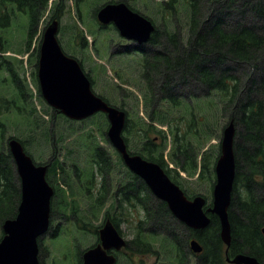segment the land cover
I'll list each match as a JSON object with an SVG mask.
<instances>
[{
  "label": "trees",
  "instance_id": "1",
  "mask_svg": "<svg viewBox=\"0 0 264 264\" xmlns=\"http://www.w3.org/2000/svg\"><path fill=\"white\" fill-rule=\"evenodd\" d=\"M49 1L51 0H0V12L6 2L17 3L19 11L27 17L28 50L33 38L39 33L40 22ZM121 1L139 13L135 7L129 5L130 0ZM79 3L77 0V5ZM176 4L177 0L160 4L161 10L158 13L162 15L163 21L170 22L172 18L165 16L166 11L176 16L179 12ZM184 4L187 6L189 22L186 36L176 31L172 32L168 23L161 25L155 17L144 15L154 24L155 31L148 44L127 49L128 54L137 52L142 55L143 71L140 81L143 85L144 109L149 124L161 123L170 126L173 137L170 158L181 170L193 175L198 168V151L191 140L201 139L202 136L201 130L198 129L196 112L198 107L210 106V103L206 102L208 98L214 95L221 98L219 108L229 119L227 126L233 121L236 127L234 144L236 179L229 209L232 242L228 253L229 256L248 254L264 264V236L261 232L264 227V0H184ZM62 5L64 0L56 2L51 21L60 18L59 8ZM98 10L99 8L94 10V16ZM8 19H0L1 28L7 27ZM83 41L87 42L84 38ZM146 46H149L148 50L145 49ZM32 56L33 54L30 58ZM38 58L39 47L36 68ZM7 68L11 74V85L17 94L12 103L6 104L0 94V141L6 147V150L0 148V230L5 221L16 217L21 201L20 179L7 142L10 138H16L23 144L25 150L29 147V142L19 139L20 137L6 139L8 128L5 122L9 118L5 109H14L17 115L16 123L26 119L27 127L33 133L42 127L36 119L30 118L35 110L27 112L26 87L19 75L14 73L12 63H9ZM88 77L94 85L91 73H88ZM115 89L120 91L117 95L127 97L121 92L120 85ZM120 105L125 110L124 104ZM125 112L127 114L125 132L130 134L134 132L135 136L145 140L143 153L147 157H143L160 164L169 175L165 169L163 156L160 155L163 147L156 142L158 137H153V134L161 132H157L152 125L138 128L132 123L129 113L126 110ZM189 113V124L187 128H183L181 123ZM52 138L54 150L56 139L53 136ZM125 140L128 146V139ZM58 141H62V136H59ZM26 152L28 153L27 150ZM70 152L68 150V153ZM90 154L99 168V173L103 175L105 172V176L103 186H100L96 197L91 196L93 190L85 183L86 194L96 199L97 206H103L113 187L112 175L109 176L112 159L101 146H95ZM49 164L47 179L50 184L52 176H56L60 170L62 174L64 172L67 175L65 183L71 190L81 183L76 177V184H73L64 166L55 157ZM122 166L126 176L119 183L118 194L114 195L116 208L120 213L125 206L134 207L137 201L146 212V217L136 227L137 236L128 241L126 247L129 252L140 254L138 255L140 260L130 259L128 264H146L141 257L156 254L154 241L158 238L159 240L163 238L167 244L158 254L161 262L157 264H227L226 247L220 238L217 217L210 216L212 222L206 230H189L172 216L166 203L155 198L151 204L149 198L152 194L145 183ZM203 167L205 168V165ZM238 186L243 188V195L238 192ZM77 188L82 192L79 186ZM54 189L52 216L59 204L57 198L60 196L56 188ZM62 208L64 212L70 214L78 211L71 203ZM176 226H180L186 232L183 242L173 229ZM49 233L52 242L59 238L58 235L62 236L59 226L50 228ZM192 238L198 239L203 245L202 254H192L189 248V241ZM133 249L136 251H132ZM81 257L82 253L78 259L76 257L75 264H82ZM125 257L129 258V254ZM53 262L56 264L57 260ZM41 264H44L42 257ZM118 264H122L121 259L118 260Z\"/></svg>",
  "mask_w": 264,
  "mask_h": 264
},
{
  "label": "rangeland",
  "instance_id": "2",
  "mask_svg": "<svg viewBox=\"0 0 264 264\" xmlns=\"http://www.w3.org/2000/svg\"><path fill=\"white\" fill-rule=\"evenodd\" d=\"M57 1H49L48 8L40 22L39 33L33 38L29 50L27 43V17L21 12L11 13L8 17L7 27H0V45L3 49L0 50V58H6L5 65L7 67H9V63H12L14 73L19 75L26 87L25 91L28 96L27 112L30 113L34 109L35 112L29 116L32 120L36 119L42 125L39 130L33 133L28 129L26 119L16 123L17 115L14 109H5L9 118L5 122L8 128L6 139L20 137L19 139L21 140H27L29 147L26 150L36 163L47 164L55 157L64 166L73 184H76V177L81 180L78 186L82 192L79 191L77 185L74 186L73 190L66 185L65 177L67 175L64 172L62 174V170L56 176H52L53 184H51L60 195L57 198V203L59 204L52 216V229L59 226L62 236L58 235L59 238L52 242L50 233H48L39 241L40 264L41 257L44 264H53L54 260H57L56 264H75L76 257L78 259L80 253L99 243V229L105 223L107 215L109 219H115L113 222L121 234L126 240L131 241L137 236L136 227L146 217V212H144V207L137 201H135L134 207L125 206V209H121L120 213L119 209L116 208L114 195L115 193L116 195L118 194L119 183L125 179L126 174L122 166L124 164H120L122 162L121 158L107 137L109 128L107 118L99 114L82 122H69L63 115L50 107L40 93L36 68L37 51L42 40L43 30L51 22ZM79 1L80 3L77 5V0H64V5L59 8L61 15L58 19L60 25L58 39L62 50L67 55L80 61L85 68V72L91 73L95 81L94 85H92V90L97 95L107 99L118 108H121L120 103H123L125 110L133 121L132 123L136 124L138 128L152 125V123L149 124L150 121L144 109L143 85L140 81L143 71L142 55L137 52L127 53L128 48H134L137 44L123 39L118 31L115 30V27L111 25L104 28L101 27L96 15L94 17L96 8L98 9L106 3L120 0ZM170 1L130 0L129 5L135 7L142 15L155 17L161 25L168 23L172 32L176 31L180 35L186 36L189 30V22L187 6L184 4V0H177L176 7H178L179 12L176 16L168 11L165 12L166 17H172L169 20L170 22L163 21L162 15L158 13L161 10L160 4ZM146 5L148 6L146 7ZM83 38L87 42H84ZM145 49L148 50L149 46H146ZM32 54L33 56L30 58ZM117 85L122 87L121 92L127 97L124 98L117 95L120 94V91L115 89ZM0 94L5 104L12 103L13 98L17 94L11 85L10 73L8 74L1 69ZM220 101L221 98L214 95L206 100V102L210 103V106L198 107L196 112L198 129L201 130L202 136L201 139L191 140L198 151V168L193 175L181 170L170 158L171 150L173 149V137L170 126L161 123L152 125L157 132H161L159 133L160 135L153 134V137H159L156 142L163 147L160 155L163 156L165 169L169 172L171 179L178 183L190 200L196 196H203L206 199L205 208L212 205L213 187L216 181L214 168L217 159L220 157L223 129L229 123V119L220 111ZM139 118L144 120V122ZM189 120L190 113L186 116L185 121L181 123V126L187 128ZM123 135L128 139L130 152L147 157L143 153L145 140L135 136L134 132L131 134L130 132H124ZM52 136L56 139L54 140V150L51 143ZM59 136H62V141H58ZM163 137L165 138L163 139ZM95 146L103 147L111 155L112 159L109 176L112 175L111 182L113 187L103 206H97L96 199L92 198L97 196L100 186H103L105 176V172L103 175L99 173V168L91 157L90 153ZM0 148L6 150L1 141ZM68 150L71 152L68 153ZM204 165L205 168L203 167ZM85 183L90 186V190H93L91 192L92 197L86 194ZM238 192L243 195V188L238 186ZM133 198L135 199V197ZM154 199L153 195L149 198L151 204ZM69 203L78 208L76 213L70 214L67 211H63L62 207ZM67 208L69 209L70 205ZM67 216L68 219H65ZM183 226L185 225L183 224ZM173 229L175 233L180 235L178 237L182 238L181 241L183 242V238L186 237L184 229L180 226L173 227ZM0 233L1 240L3 235L2 228ZM154 242L156 254L141 257L146 264L161 262L158 254L167 242L163 238L162 240L158 238ZM132 251L136 250L133 249ZM127 254H129V258L125 257ZM138 255L140 256V254L131 253L127 249L117 253L118 260L121 259L122 264H128L127 262L130 259L140 260Z\"/></svg>",
  "mask_w": 264,
  "mask_h": 264
},
{
  "label": "water",
  "instance_id": "3",
  "mask_svg": "<svg viewBox=\"0 0 264 264\" xmlns=\"http://www.w3.org/2000/svg\"><path fill=\"white\" fill-rule=\"evenodd\" d=\"M102 25L113 24L123 38L147 44L155 27L143 15L133 11L126 3H108L97 12ZM59 23L52 22L44 31L38 60V81L41 94L48 105L73 121L86 120L103 113L109 121L108 138L121 155L128 169L141 178L151 193L168 205L173 217L193 231L209 228L212 219H219L220 238L230 247L232 241L229 209L236 178L234 122L225 127L221 143V155L216 164V184L212 207L204 209L203 196L188 199L183 190L174 183L164 169L153 161L128 152L123 132L126 113L95 95L91 83L79 62L67 56L58 41ZM9 151L21 185V201L17 215L3 224L4 237L0 241V264H40L38 240L50 229L51 200L54 188L47 180L48 165H36L16 139L9 141ZM264 234V228L262 230ZM100 243L83 254V264H117L110 251H121L127 246L126 239L108 220L99 232ZM195 254L203 252L196 240L190 242ZM229 264H262L256 257L238 254L227 257Z\"/></svg>",
  "mask_w": 264,
  "mask_h": 264
},
{
  "label": "flooded vegetation",
  "instance_id": "4",
  "mask_svg": "<svg viewBox=\"0 0 264 264\" xmlns=\"http://www.w3.org/2000/svg\"><path fill=\"white\" fill-rule=\"evenodd\" d=\"M19 5L17 4V3H12V4H9L8 2H6V4L5 5H3V10L1 11V17L2 18H8L9 17V15L12 13H14V12H21V11H19ZM22 13V12H21ZM5 14V15H4ZM0 49H2L1 48V45H0ZM6 58H2L1 60H2V63H3V65L0 67V69L1 70H5L6 71V73H8L9 74V70H8V68H7V66L5 65V62H6V60H5Z\"/></svg>",
  "mask_w": 264,
  "mask_h": 264
}]
</instances>
